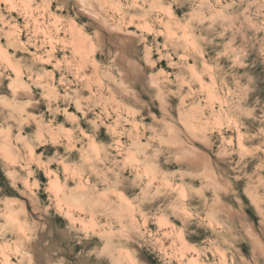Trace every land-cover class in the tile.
Returning a JSON list of instances; mask_svg holds the SVG:
<instances>
[{"label":"rangeland","instance_id":"obj_1","mask_svg":"<svg viewBox=\"0 0 264 264\" xmlns=\"http://www.w3.org/2000/svg\"><path fill=\"white\" fill-rule=\"evenodd\" d=\"M0 264H264V0H0Z\"/></svg>","mask_w":264,"mask_h":264},{"label":"crops","instance_id":"obj_2","mask_svg":"<svg viewBox=\"0 0 264 264\" xmlns=\"http://www.w3.org/2000/svg\"><path fill=\"white\" fill-rule=\"evenodd\" d=\"M57 99H59V98H57ZM51 106H53V108L52 107L51 108L53 110H55L57 113L55 115V117L57 116V119L59 118V121H57L56 128L61 131L62 136H63L64 131L69 128L66 121L69 119H73L72 121H75L77 119V116L72 114L68 110V108H64V107L62 108L60 106L58 107V101H57V104L54 105V103H52ZM81 131H84V133L86 134V131L84 129L81 128ZM37 134H38V131L35 130L34 132H30L29 136H28V134H23V133H21V136H24V138L27 136L33 145L32 147L35 150V153H34L35 159L38 162L37 170L39 172V176H40V174H42V176L46 177L47 172L53 173V175H58V173H56L57 171H55V169L53 167H51L50 165H48L47 168L46 167L42 168L40 166V165H43L45 163V158H50V157H47L49 155H45L43 152H40V153L36 152V148H38L43 143V142L33 141V140H38ZM63 143L67 144V142H64L63 140H61V142L59 140H57L56 142H53L51 144V148H49V151H48L49 154L52 155L53 157L56 156L57 158H62V161L68 157L67 153L59 154V152L57 151L58 147H60V145ZM54 145H57L58 147L54 146ZM35 179L37 180V182H40L39 179H37L36 177H35Z\"/></svg>","mask_w":264,"mask_h":264},{"label":"bare ground","instance_id":"obj_3","mask_svg":"<svg viewBox=\"0 0 264 264\" xmlns=\"http://www.w3.org/2000/svg\"><path fill=\"white\" fill-rule=\"evenodd\" d=\"M60 187V186H59ZM124 201V200H123ZM19 225V224H18Z\"/></svg>","mask_w":264,"mask_h":264}]
</instances>
